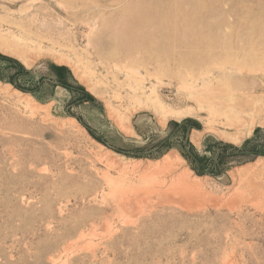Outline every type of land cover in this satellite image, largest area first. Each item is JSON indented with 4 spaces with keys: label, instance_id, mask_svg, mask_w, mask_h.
Listing matches in <instances>:
<instances>
[{
    "label": "rangeland",
    "instance_id": "1",
    "mask_svg": "<svg viewBox=\"0 0 264 264\" xmlns=\"http://www.w3.org/2000/svg\"><path fill=\"white\" fill-rule=\"evenodd\" d=\"M0 264H264V0H0Z\"/></svg>",
    "mask_w": 264,
    "mask_h": 264
},
{
    "label": "bare ground",
    "instance_id": "2",
    "mask_svg": "<svg viewBox=\"0 0 264 264\" xmlns=\"http://www.w3.org/2000/svg\"><path fill=\"white\" fill-rule=\"evenodd\" d=\"M155 165H157V164H155ZM136 167H140V163H137L136 164ZM154 168V164H148L146 167H145V172H146V174H145V179L146 178H150V179H155V178H157L156 176L157 175H159V173H157L159 170H154L153 169ZM166 173H168V172H166ZM165 173V174H166ZM164 179H166V178H164ZM178 179H187L186 178V176L185 175H182V176H180ZM251 180V179H250ZM252 182V181H251ZM188 184V183H187Z\"/></svg>",
    "mask_w": 264,
    "mask_h": 264
}]
</instances>
